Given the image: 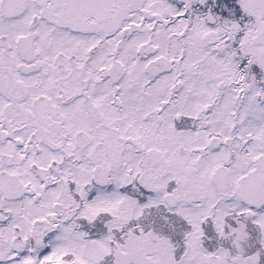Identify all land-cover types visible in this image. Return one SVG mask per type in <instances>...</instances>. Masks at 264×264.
I'll list each match as a JSON object with an SVG mask.
<instances>
[{
    "label": "snow or ice",
    "instance_id": "obj_1",
    "mask_svg": "<svg viewBox=\"0 0 264 264\" xmlns=\"http://www.w3.org/2000/svg\"><path fill=\"white\" fill-rule=\"evenodd\" d=\"M0 264H264V0H0Z\"/></svg>",
    "mask_w": 264,
    "mask_h": 264
}]
</instances>
